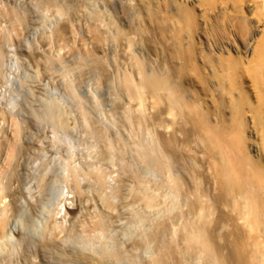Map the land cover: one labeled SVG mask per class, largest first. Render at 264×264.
<instances>
[{
	"label": "bare ground",
	"instance_id": "obj_1",
	"mask_svg": "<svg viewBox=\"0 0 264 264\" xmlns=\"http://www.w3.org/2000/svg\"><path fill=\"white\" fill-rule=\"evenodd\" d=\"M79 1L35 0L36 6H43L48 12L54 10L59 16L52 27H44L42 41L47 38L52 40V37L55 40L56 37L70 40L67 34L74 32L83 18L79 10L84 4H78ZM17 4L13 0H0V14L5 13L17 25H22L25 10ZM118 4L124 19L120 17L129 24L120 25L123 20H118L117 24L111 15L110 20L117 26L116 34L114 30L112 36L118 38L127 33L123 42L138 47L136 40L126 32V27H132L130 23L133 24L132 18L136 17L131 18V15L138 12L142 16L136 28L140 30L144 25L148 32L146 42L149 49L147 57L141 58L131 48L132 67L127 60V50L121 51V54L125 52L124 60L129 64L125 69L132 70L126 69L121 79L113 76L114 80L117 79L116 83L118 80L121 83L120 88L118 84L119 89L116 87L118 90L122 89V83L126 85L123 86L126 94L123 93L125 89L122 93L118 92L117 101L114 100L116 103L111 100L114 102L112 107L101 108L97 116V112L93 113L95 111L89 109L84 98L77 94L80 85L76 88L70 80L68 82L69 77L65 80L67 87L78 99L74 108L63 105L56 97L49 100L45 97L46 101L36 107L32 104L34 96H25L28 98L27 105L22 106L20 114L8 107L9 104L14 106V100L7 103V108L0 106V264H123L124 261L132 264H264V28L260 29L259 26L262 19L264 24V0H128ZM27 6L30 8V5ZM96 9L86 13L93 25L88 24L94 30L91 33L96 32L95 37L104 42L102 29L101 34L99 31L104 22L99 25V21H104L106 9H101L104 12ZM231 11L239 14V24L240 21L244 25L246 22L244 31L241 24L242 34L238 37L231 30L230 33H220L214 39L210 38L206 31V24L209 25L211 21L207 19L211 18L208 16L224 13H231L232 16ZM219 22L221 25V20ZM17 25L16 28L19 27ZM15 29L12 30L14 33ZM20 30L24 31L22 28ZM83 30L87 33L86 29ZM259 30L263 33L257 36ZM14 36L10 35L11 39ZM103 36L106 37V33ZM118 42L123 44L122 40ZM99 43L97 48L105 52ZM154 43L161 46L158 47L159 57L153 55L157 50ZM88 45L83 53L78 54L81 55L80 62L93 70L98 66V70L104 56L98 57L96 54L99 53L91 47L90 50ZM129 46L126 49L129 50ZM108 47L111 48L109 43ZM62 48L60 45V50L66 47ZM68 49L65 50L67 54ZM72 49L70 47V52ZM27 54L33 60L39 58L40 62L38 60L37 63H42L46 69L52 61L55 64V60L62 61L60 56L49 57L38 49H30ZM4 57L5 49L0 40V78L4 77ZM156 57H161V62ZM60 64L63 67L62 62ZM121 64L124 68V64ZM104 65L101 70H110L105 69ZM119 65L114 67L115 70L121 68H118ZM64 77L63 80L59 77L62 83L65 82ZM248 78L256 87L254 97L248 89ZM31 87L33 90L34 86ZM71 93L68 94L73 97ZM209 93L213 97L212 103L206 99ZM165 113L166 116H161ZM41 124L48 126L46 130L50 128L54 137L51 138L49 131L42 129L44 126L40 128L42 130L34 132ZM77 127L84 132L82 144L87 153L85 150L86 154L78 157L66 148L68 154L63 157L67 165L61 173L57 170L47 171L51 161L43 162L39 172L30 176L35 180L34 188L37 191L30 197L34 201L29 199L27 208H23L19 203L20 199L26 197L24 186L27 185V177L24 170L30 165V157L37 156L36 151L41 149L39 142L47 145V148L59 142L72 147V141L65 133ZM136 127L139 131L145 129L144 135H138ZM115 172L116 176L113 177ZM108 176L114 179V183L108 181ZM55 179L65 183L68 192L72 193V206L67 207L69 198L66 197L64 204H61L64 214L59 219V212L55 211L57 205H54L55 212L51 210L49 215L46 212L49 217L37 230V211L43 208L44 194ZM25 208L28 211L22 210ZM122 216L127 218L126 241L115 240L116 236L113 239L111 235L114 222ZM15 220L20 224V232L15 229L16 234L10 225ZM36 233L37 236H34Z\"/></svg>",
	"mask_w": 264,
	"mask_h": 264
},
{
	"label": "rangeland",
	"instance_id": "obj_2",
	"mask_svg": "<svg viewBox=\"0 0 264 264\" xmlns=\"http://www.w3.org/2000/svg\"><path fill=\"white\" fill-rule=\"evenodd\" d=\"M110 3L111 2V4H109L108 2ZM80 0L79 2H78V4H84V6H82V9L81 10H79L81 13H83V18H88V19H86V21H85V19H83L82 18V21H85V23L84 22H82L81 21V23H80V26H76L77 28H76V30H74V32H72L71 33V31L67 34V36H69V39L70 40H68V38L65 40L64 38H63V40L62 39H59L58 37H56V40H55V38L54 37H52V40H51V38H47L45 41L43 40L42 41V35L44 34V29L45 28H47L48 29V27H52L53 26V24L56 22V21H58V19H59V16H58V14L54 11V10H49V12L46 10V9H44V7L43 6H41V5H37L36 6V3H35V0H34V2H32L31 0H30V2H29V0H18V4H17V1L16 0H13V2H15L18 6H20V8L21 9H23V10H25V12H28V13H26V15H25V12H23V15H24V17H25V19H24V23H22V25H17V23H15L13 20H12V18L9 16V15H4L5 13H1L0 14V24H1V29H0V32H1V34H0V40L2 41V43H3V45H4V49H5V57H4V59H3V64L5 63V65L3 66V64H2V67H4V73H3V75H4V77L3 78H0V106H2V105H4L3 107H5V108H7V106H8V104L7 103H9V101L10 100H14V106H13V104L12 105H10L9 104V108H12V111H15V112H17V113H22V106H24V104H25V107H26V105H27V99L28 98H26V97H30V96H34L33 98L35 99H33V102H32V104H33V106H40L41 104H42V102L44 103L46 100H45V97H48V99L47 100H49V99H55V97H56V99L57 100H59L63 105H65V106H67L68 108H74V107H76V105H77V98H75L76 96L74 95V94H72L71 92H70V90H69V88L67 87V80H68V82H72L74 85H75V87L77 88L79 85V90L80 91H78V93H77V90L78 89H76V93L82 98H84L83 100L85 101V105L89 108V109H91L92 111H95V112H93V113H96L97 114V116H98V114L100 113L99 112V110L101 109V108H106L107 107V109L108 108H110V107H112L114 104V102L116 103V101H117V95L121 92L122 93V91H123V89H125L124 87H126V85L124 84V83H122V89H120V90H118L120 87H121V83H120V81L118 80V82L116 83L115 81L117 80V79H121L122 78V74L124 73V71L127 69V70H132L131 68H126L125 69V66L126 67H129V64L131 65V62H133V60H130L131 59V56H130V50H131V48L133 47V46H129L126 42H123L124 40L126 41V34L127 33H125V34H121V36H119L118 38L117 37H113L112 35V32H114V30H115V32H114V34H116V31H117V26L111 21L112 20V17H113V20H116L115 21V23H117V24H119V22L120 21H122L123 19H124V15L122 16V14L120 13V4H118L117 5V2L119 3L120 1L121 2H127L128 0H118V1H116V0ZM116 1V2H115ZM28 2V3H27ZM32 2V3H31ZM84 2V3H83ZM99 2L101 3V4H99ZM107 3V5H106V3ZM31 3V4H30ZM21 4V5H20ZM88 4H91V5H94L95 7L93 8V6H91V5H89L88 6ZM102 4L104 5V6H102ZM27 5H30L29 7L30 8H28V6ZM113 5H114V7H113ZM39 6L41 7L40 8V12H39ZM110 6H112V8L110 7ZM90 7V9H88V8ZM108 7V8H107ZM26 8V9H25ZM38 9V11H35V10H37ZM96 8H98L99 9V11L101 10V9H106V11H105V13H106V15H105V17H104V21H99V25H101L102 24V22H104V24H102L101 26H102V28L100 27V34H101V29H102V35H101V37H103L102 38V40H104V42L103 43H105V41H106V43H105V47L103 46L104 44L102 43V42H100V39L98 40L96 37H95V35H97L96 34V32H95V34L94 33H91V31H94V30H91V26L93 25L91 22H92V20L88 17V15L86 14V13H88V11H91L92 9H96ZM116 8H118L117 10H116ZM98 9H96V10H98ZM45 13H44V12ZM46 11H47V15H46ZM112 11H114V12H112ZM118 11V12H117ZM38 12V13H37ZM41 12L43 13V15H41ZM101 12H104L103 10H101ZM117 12V13H116ZM232 12V11H231ZM33 13H36L35 15H34V18H36L35 20H34V18H33ZM136 13V14H135ZM135 13H133V15L134 16H132L131 15V18L132 17H135V15H136V17L135 18H132V22H133V24L132 23H130L131 25H133L132 27H126V32H128V36L129 37H132L133 39H134V41L136 40V42H135V45H137L138 47H133V50L135 51V53L134 54H136L138 57H141V58H145V57H147V55H148V53H147V49H149V44L146 42L147 41V37H148V32H146L147 30H145L143 27H144V25H141V27H140V30L139 29H137L136 27H137V25H138V22H140L139 21V19L141 20V16L142 15H138L139 13L138 12H135ZM233 13V15L231 16V13H224V14H221L220 16H218V15H210V16H208V17H211V18H207L208 20H211L212 22L213 21H215L216 22V24H214V23H211V21H210V23H209V21H207V23H209V25L208 24H206V31H207V34H209V36H211L210 38H215L216 36H218V35H220V33L222 34V33H225V34H227V33H230L231 32V30H232V32H234L235 34H237L238 35V37L242 34V29L243 28H245L247 25H246V22H245V25H244V23H241V21H240V24H239V20H241V19H239V17H237L239 14L237 13V12H232ZM32 14V15H31ZM40 14V15H39ZM56 16H55V15ZM115 14V15H114ZM226 14V15H225ZM230 14V15H229ZM235 14V15H234ZM32 16V20L33 21H31V17L30 16ZM51 15V16H50ZM111 15H112V17H111ZM114 15V16H113ZM119 15V17L117 18V16ZM120 15H121V17H123V19L120 17ZM138 15V16H137ZM229 15V16H228ZM1 16H3V17H5V19L7 20V18H9L8 20H7V22H6V20H4V18L3 17H1ZM28 18H27V17ZM38 18H37V17ZM44 16V17H43ZM215 16V17H214ZM223 16V17H222ZM45 17H46V19H45ZM48 17H50L49 19H48ZM110 17H111V20H110ZM137 17H138V19H137ZM217 17V18H216ZM228 17V18H227ZM231 17H233V18H235L234 20H233V18L231 19ZM26 18L28 19V20H26ZM213 18H215V19H213ZM221 18V19H220ZM39 19V20H38ZM52 19H54V21H52ZM109 19V20H108ZM121 19V20H120ZM217 19H219V20H221V22L223 23H221V25H220V22H219V20H217ZM230 19H231V21H230ZM239 19V20H238ZM4 20V21H3ZM11 20H12V23L10 24V22H11ZM88 20V21H87ZM118 20H119V22H118ZM233 20V21H232ZM45 21V22H44ZM77 21V20H76ZM75 21V22H76ZM107 21H108V23H107ZM129 21V20H128ZM219 22V25H217V23ZM243 21V20H242ZM4 22H5V25H4ZM28 22V23H27ZM31 22V23H30ZM100 22H101V24H100ZM125 22V23H124ZM263 22V19L259 22V26H260V29L261 28H264V24L262 23ZM27 23V24H26ZM40 23H42V24H40ZM88 23H90V24H92V25H90V24H88ZM134 23H135V25H134ZM31 25V28H29V26ZM34 24V25H33ZM108 24V25H107ZM113 24V25H112ZM121 24H125V25H127V24H129V23H127L126 22V20H123L122 22H120V25ZM212 24H213V26H212ZM241 24H243L242 25V27H241ZM263 24V25H262ZM10 25V26H9ZM17 25V27L18 28H16L15 26ZM38 25H40L39 27H38ZM89 25V26H88ZM231 26V27H228V26ZM3 26H5L4 28H3ZM28 27V28H23V27ZM33 26V27H32ZM35 26V27H34ZM36 26H37V28H36ZM84 26V27H83ZM130 26V25H129ZM215 26H216V28L217 27H219L218 29H216L215 28ZM244 26V27H243ZM45 27V28H44ZM106 27V28H105ZM107 27H109V28H111L113 31H111V29L109 30V32L107 31V29H109V28H107ZM234 27V28H233ZM242 29H241V28ZM7 30H6V29ZM16 28V29H15ZM22 28V30H24V31H21L20 29ZM34 28V29H33ZM83 28L84 29H86L87 30V33H86V31H84L83 30ZM127 28H129V29H127ZM131 28V29H130ZM215 28V29H214ZM228 28V29H227ZM5 29V30H4ZM15 29V33H14V31H12V30H14ZM33 29V30H32ZM41 29V30H40ZM240 29V30H239ZM28 30V31H27ZM104 30V31H103ZM142 30V31H141ZM219 30V31H218ZM226 32H225V31ZM245 29H243V31H244ZM5 31V32H4ZM6 31H8V32H6ZM10 31H12V32H10ZM27 31V32H26ZM37 31V32H36ZM40 31V32H39ZM84 31V32H83ZM210 33H209V32ZM3 32V33H2ZM10 32V33H9ZM18 32V33H17ZM23 34H22V33ZM43 32V33H42ZM77 32V33H76ZM129 32H131V34H129ZM138 32H140L139 33V35H138ZM143 32V33H142ZM215 32V33H214ZM263 33V31H260L259 30V33H258V35L257 36H259V35H261L262 33ZM9 33V34H8ZM106 33V37L105 36H103V34H105ZM110 33H111V35H110ZM133 33H137V35H135V34H133ZM145 33V34H144ZM147 33V34H146ZM13 34H15V36L13 35ZM22 35V39H23V41L21 42V35ZM37 34H38V36L39 37H41V38H39L38 36H37ZM211 34V35H210ZM218 34V35H217ZM7 35H8V37H7ZM10 35L11 36H14V38H12L15 42H14V44H16V45H14L13 44V40L11 39V37H10ZM70 35H71V37H70ZM87 35H88V37H87ZM92 35H93V37L95 38V39H93V37H92ZM109 35V36H108ZM123 35V36H122ZM143 35V37H141ZM110 36H111V38H110ZM125 36V37H124ZM139 36V37H138ZM36 37V38H35ZM38 37V38H37ZM83 37V38H82ZM87 37V38H86ZM107 37H108V39H107ZM113 37V38H112ZM122 37V38H121ZM137 37V38H136ZM141 37V38H140ZM16 38V39H15ZM59 39V42L57 41L58 39ZM74 38H76V39H74ZM7 39H9L8 41H6ZM21 39V40H20ZM83 39V40H82ZM87 39V40H86ZM88 39H90L91 41V43L88 41ZM109 41V40H111V41H107V40ZM138 39H140V40H138ZM143 41H142V40ZM24 40H25V42H24ZM34 40V41H33ZM38 40V42H36V41ZM63 42H62V41ZM75 40V41H74ZM85 40H86V42H85ZM94 40H95V42H94ZM98 40V41H97ZM116 42H118V40L119 41H121L122 40V42L121 43H123V44H120V42H118V43H116ZM46 41H48V42H46ZM51 41V42H50ZM68 41H69V43H68ZM80 41V42H79ZM83 41V42H82ZM114 41V42H113ZM27 42V43H26ZM45 42V43H44ZM49 42H50V44H49ZM53 42L55 43L56 42V44H54L53 45ZM79 42V43H78ZM85 42V43H84ZM90 44V45H88V43ZM100 42V43H99ZM140 42V43H139ZM18 43H19V45H18ZM22 43V44H21ZM34 43V44H33ZM43 45H42V44ZM51 43H52V45H51ZM77 43V44H76ZM87 43V44H86ZM93 43H94V45H93ZM97 43H99V45H102L101 46V48L102 49H105L106 51L104 52V50H100V48H97ZM108 43H109V46H111V48H107V46H108ZM110 43H111V45H110ZM115 43V44H114ZM125 43V44H124ZM13 44V45H12ZM21 44V45H20ZM33 46V47H31V45ZM45 44H49V45H46L45 46ZM61 45V48H62V46H63V48L64 47H66L65 48V50L67 51V49H68V54H67V52L64 50H60V45ZM73 44H75V45H73ZM92 44V45H91ZM120 44V46H118ZM134 44V43H133ZM145 46H144V45ZM151 44H153V43H151ZM10 45V46H9ZM30 45V46H29ZM51 45V48L49 49L48 48V46H50ZM80 45V46H79ZM86 45H88V47L90 48H92V50H94V52H96V53H99V54H96V55H98V57H102V56H104V58L102 59L103 60V62L100 64L101 65V68L103 67V65H104V63L106 62V66L104 65V68L106 67V68H108V69H110V70H107L106 68V71L104 72L103 71V69L101 70V68L99 67V69L97 70V67H94L95 68V70H93V68H91V69H89L88 68V66H85V65H87L86 63H84V62H80L81 61V55H78L79 53L81 54V53H83L86 49H87V46ZM107 45V46H106ZM116 45V46H115ZM127 45V46H126ZM134 45V46H135ZM139 45H143L142 47L141 46H139ZM154 45L156 46L157 45V43H154ZM153 45V47L152 48H154L155 46ZM160 45V44H159ZM35 46V47H34ZM36 46L37 47H39V46H41V48H36ZM72 46H74V47H72ZM78 46V47H77ZM83 46H84V49H83ZM112 46H114L113 47V49H112ZM128 46H129V50L128 49H126V48H128ZM5 47H7V49L5 48ZM25 47V49H22V48H24ZM31 47V48H30ZM57 48V47H59L58 49H57V51H56V49L54 50V48ZM70 47H71V52H70ZM140 47H141V49H140ZM161 47V46H158L157 45V50L155 51L154 50V53H153V55L154 54H159V48ZM46 48V49H45ZM76 48V50H74ZM88 48V49H89ZM91 48H90V50H91ZM138 48V52L140 51V53L138 54V52H136V49ZM17 49V50H16ZM30 49H38V51H40V53H44L45 55H48L49 57H57V56H60L61 58H62V65H63V67H61V64L59 65V63H61V62H59V60H55V62H56V64L54 63V61H52L50 64H48V65H50V66H48L47 65V69L46 68H44L43 66V64L42 63H40V65L38 64L39 62H40V60H39V58H38V60H36V59H34L33 60V58H31V57H29L28 56V51L30 50ZM40 49V50H39ZM97 51H96V50ZM107 49L110 51H108V53H106L107 52ZM123 49H125V50H127L126 51V53L129 55H127L128 57H127V60H129L128 61V63L129 64H127L126 62L127 61H125L124 60V58L126 59V56H123L124 54H125V52L123 51V53L121 54V51L123 50ZM146 49V50H145ZM17 52H16V51ZM28 50V51H27ZM44 52H43V51ZM51 50V51H50ZM58 50H59V52H58ZM83 50V51H82ZM118 52H117V51ZM142 50V51H141ZM42 51V52H41ZM48 51H49V54H47L48 53ZM53 51V52H52ZM73 51H75V52H73ZM101 51V52H100ZM116 51V53H114ZM120 51V52H119ZM146 51V52H145ZM13 52H15V53H13ZM20 52V53H19ZM56 52H57V54H56ZM66 52V54L64 55V53ZM156 52V53H155ZM160 52H161V50H160ZM25 53V54H24ZM52 55H51V54ZM74 53V54H73ZM101 53H103V54H101ZM112 53L114 54V55H112ZM60 54V55H59ZM71 54V55H70ZM109 54V55H108ZM144 54L146 55V56H144ZM21 55V58L19 57ZM25 55V56H24ZM63 55H64V57H63ZM69 55H70V57H69ZM101 55V56H100ZM111 55V56H110ZM122 55V56H121ZM143 55V56H142ZM29 58H28V57ZM118 56H120V57H118ZM156 56V55H155ZM160 56H161V53H160ZM26 57V58H25ZM70 59H69V58ZM78 57H79V59H78ZM109 57V58H108ZM113 59H112V58ZM120 58V61H119V59L118 58ZM158 57H159V55H158ZM158 57H156L157 58V60H158V62H161V60H159L158 59ZM23 58V59H22ZM69 60H68V59ZM74 58H76V59H74ZM110 58L112 59V61L114 60V61H116L115 63H116V66H115V63H112V61L111 62H109V60H110ZM28 59H30L31 61H33V62H29V60ZM64 59V60H63ZM72 59V60H71ZM107 59H108V61H107ZM116 59V60H115ZM74 60H75V62H74ZM34 61H36L35 62V64H34ZM37 61H38V63H37ZM74 63H72V62ZM77 61H78V63H77ZM113 61V62H114ZM117 61H118V63H117ZM80 62V63H79ZM119 62H120V65H119ZM33 63V64H32ZM37 63V64H36ZM66 63H70L69 65L68 64H66ZM121 63H123L124 64V68H123V65L121 64ZM64 64H66V66L67 67H65V65ZM76 64H78V67H77V65ZM108 64V65H107ZM112 64H114V66H112ZM59 65V66H58ZM74 65V66H73ZM76 65V66H75ZM111 65V66H110ZM117 65H119L118 66V68L121 66V68L120 69H116L115 70V68L114 67H117ZM134 65V64H133ZM38 66V67H37ZM41 66V67H40ZM70 66V67H69ZM108 66V67H107ZM51 69L50 71H52V72H50L48 69L49 68ZM130 67H132V65L130 66ZM43 68V70H42V74L40 75V73H41V69ZM112 68L114 69V71L112 70ZM38 69V70H37ZM86 69V70H85ZM133 69H134V71H135V68L133 67ZM39 70H40V72H39ZM47 72H46V71ZM93 70V71H92ZM98 72H97V71ZM122 70V71H121ZM2 71H3V69H2ZM69 71V72H68ZM86 71H88V72H86ZM103 71V72H102ZM108 71V72H107ZM111 71L113 72V73H116V74H118V75H115V74H113V73H111ZM117 71V72H116ZM119 71V72H118ZM43 72H46V74L45 73H43ZM83 72V73H82ZM7 73V79L5 78V74ZM28 73L30 74V76L28 77ZM80 73H82V74H80ZM109 73V74H108ZM120 73V74H119ZM31 74H33V75H31ZM51 74V75H50ZM58 74H59V77L60 78H62V76L64 75L65 77H64V81L69 77V79H67L64 83H62L63 81V78H62V80H60V78L58 77ZM76 74V75H75ZM45 75V76H44ZM70 75H71V77H70ZM38 77V78H36V77ZM40 76V77H39ZM73 76H78V77H74L73 78ZM84 76V77H83ZM108 76H110L109 77V79H108ZM113 76L114 77H116L117 79H115L114 80V78H113ZM118 76H119V78H118ZM22 77H23V80H22ZM32 77V78H31ZM96 77H97V79H96ZM102 77V79H100L99 80V78H101ZM106 77V78H105ZM111 77L113 78L112 79V81H111ZM121 77V78H120ZM6 80H5V79ZM24 78H26V80L24 79ZM36 79V81H35V79ZM73 78V79H72ZM81 80H80V79ZM33 79V80H32ZM72 79V80H71ZM83 79V80H82ZM4 80V81H3ZM8 80V82H5V81H7ZM27 80L29 81V84L27 83ZM70 80V81H69ZM80 80V81H79ZM107 80H109V82H106ZM25 81H26V83H25ZM102 81V82H101ZM31 82V83H30ZM105 83V85H103L104 83ZM115 82V83H114ZM4 85H3V84ZM106 83H109L108 85H106ZM250 83H251V85H250ZM3 86H2V85ZM34 84H36V86L34 85ZM76 84H77V86H76ZM116 84V85H115ZM118 84H119V88H118ZM247 84H249V90H250V94H251V96H255L256 94V87L252 84V81H251V79L250 78H248L247 79ZM28 87H27V86ZM34 86V88H33V90H32V87L31 86ZM97 85H99V86H97ZM110 85V86H109ZM111 85H113V86H111ZM125 85V86H124ZM29 86H30V89H29ZM64 86V87H63ZM124 86V87H123ZM25 87H27V88H25ZM36 87V88H35ZM113 87H115V88H113ZM118 89H117V88ZM28 89H29V91H31L30 93H28L29 91H28ZM117 89V90H116ZM91 90V91H90ZM113 90H114V92H113ZM28 91V92H27ZM37 91V92H36ZM66 91H68V92H66ZM115 91H117V93H115ZM24 92V93H23ZM80 92H82V94H80ZM92 92L94 93L93 95L95 96V95H97V97H95L94 98V96H90V95H92ZM119 92V93H118ZM68 93H71L72 95H73V97L72 96H70V94H68ZM84 93V94H83ZM96 93V94H95ZM100 94V98H98L99 97V94ZM123 93L124 94H126V89H125V92L123 91ZM36 94H38V99L39 100H37L36 99ZM48 94V96H46ZM87 95V97H86V95ZM116 94V95H115ZM29 95V96H28ZM56 95V96H55ZM26 96V97H25ZM41 96H43L44 97V101H42V100H40V98H43V97H41ZM51 96H52V98H51ZM101 96H102V98H101ZM116 96V97H115ZM13 97V98H12ZM40 97V98H39ZM114 97H115V99H114ZM207 97L208 98H206L207 99V101L209 102V103H212L213 102V99H211V97H212V95L209 93V95H207ZM15 98V99H14ZM23 98H25V99H23ZM213 98V97H212ZM77 99V100H76ZM97 99V100H96ZM24 100V101H23ZM36 100H37V102H36ZM94 101V102H92V103H95V104H93L92 105V103H91V101ZM114 101V100H116V101H114V102H112V101ZM41 101V102H40ZM108 101H109V103H108ZM34 102H36L37 104L35 105V103ZM39 102V103H38ZM112 102V103H111ZM21 103H23V104H21ZM86 103H88V104H86ZM105 103V104H104ZM75 104V105H74ZM69 105V106H68ZM10 106H12V107H10ZM8 108V109H9ZM21 109V111H19ZM19 112H18V111ZM161 116H166V113L163 115H161ZM113 117V116H112ZM112 117H110V118H112ZM114 118V117H113ZM117 118V117H116ZM109 119V118H108ZM115 119V118H114ZM112 120V119H111ZM107 122V124H108V120L106 121ZM110 125H112L111 123H109ZM44 125H39L36 129H35V131L34 132H38V131H40V130H42V129H45L46 130V128L48 127V126H44V128H42ZM40 128H42V129H40ZM38 129V130H37ZM50 129V128H49ZM49 129H47L49 132H48V134L51 136V138L52 137H54V133H52V131H50ZM46 130V131H47ZM80 130L82 131V129H80V128H72L71 129V131L67 134V133H65L66 134V136L68 135V139L69 140H71L72 142V147L71 146H69L68 144H66V143H64V145H63V142H59V143H57L55 146H53V147H48L47 148V145H45V144H42V142L40 143L39 142V144H40V150L39 151H36V154H37V156H35V157H30L31 159L29 160V164L30 165H28V168L27 169H25L24 170V172H26V173H24L25 174V176L27 177L26 178V183H27V185L25 184V186H24V191H25V194H26V197H24V198H22V199H20L21 200V202L19 203V205H21V206H23V208L24 207H26L27 208V204H28V200L30 199V197H31V194L32 193H35V192H37L36 191V189L34 188L35 186V180L33 179V177H30L31 176V174L32 175H34V174H37L38 172H39V167H42L41 165L43 164V162H45V161H48V160H50L51 161V166H50V168L47 170V171H49V172H52V171H60V173L61 172H64L65 171V166L67 165V161L65 162V157H66V155L68 154V152H67V154H66V148L67 149H69L72 153H74V155H77L78 157L80 156V157H82L83 155H85L86 153H87V149H86V147L82 144V142L84 141H82V139H85V135H84V137H83V133L82 132H80ZM79 131V132H78ZM136 132L138 133V135H144V132H145V129L144 130H140L139 131V129H138V127H136ZM64 135V134H63ZM66 144V145H65ZM82 145L85 147V148H83L82 147ZM72 148V150L69 148ZM52 148H53V150H52ZM58 148V149H57ZM51 151H50V150ZM57 150V151H56ZM85 150H86V153L84 154V152H85ZM61 151V152H60ZM59 152V153H58ZM63 154V155H62ZM79 154V155H78ZM63 156H65V157H63ZM49 158V159H48ZM79 161V160H78ZM66 164V165H65ZM53 165V166H52ZM29 166H30V168H29ZM55 167H56V169H55ZM59 169V170H58ZM115 169H116V167H115ZM62 170V171H61ZM31 171V172H30ZM27 175H29V176H27ZM116 176V172L113 174V177H115ZM32 179V180H31ZM108 181L110 182V183H114V179L112 180V178L111 177H109L108 176ZM28 180V181H27ZM32 181V182H31ZM34 182V183H33ZM57 182V183H56ZM52 184L50 185V186H48V190H50V191H48L47 189V191L45 192V194H44V196L45 197H43L44 199H43V202L44 203H42V205H44L45 206V209H44V206H42L41 205V208L42 209H39L38 211H37V214H36V219H35V224H37V230L38 229H41V227L43 226L42 224L47 220V217H49L48 215L49 214H51L50 213V211L52 210V211H54L53 209L55 208V206H56V209H55V211L58 213L57 214V217L59 218H61V216L60 215H63L64 214V212H63V210L61 209V204H64V200L66 199V197H68L69 199H67V202H66V204H67V207H69L70 205L72 206V203H71V200H70V197L72 196V193H69L68 192V189H67V187H66V185H65V183H62L60 180H52V182H51ZM60 183V184H59ZM63 184V185H62ZM68 193H67V192ZM48 193V194H47ZM34 201V199L33 198H31L29 201ZM70 202H69V201ZM46 201V202H45ZM58 202V203H57ZM60 202V203H59ZM48 204V206H47V204ZM46 204V205H45ZM55 205V206H54ZM20 206V207H21ZM70 206V207H71ZM47 207H48V209H47ZM58 207V208H57ZM22 208V207H21ZM22 209V210H27L28 211V209ZM61 210H60V209ZM44 209V210H43ZM57 209H59V210H57ZM49 210V211H48ZM51 211V212H52ZM54 211V212H55ZM43 212V213H42ZM46 212H47V214H46ZM62 212V214H60ZM46 214V215H45ZM59 218V219H60ZM120 217H118L117 219H116V221L114 222V225H113V227H114V229H112L111 230V232H113V233H111V235H112V237H113V239H114V237H115V240L116 239H119V240H121V241H126L127 240V235H126V233L127 232H125V230L127 229V218H126V216H122L120 219H119ZM46 219V220H45ZM18 220V219H17ZM17 220H15L14 221V223L12 222L10 225H11V228H12V230L13 231H15V229L16 230H18V228L20 227L19 225L20 224H18L17 222ZM123 220V221H122ZM20 221V220H19ZM38 221H40V222H38ZM120 221V222H119ZM124 222V223H123ZM18 224V226H16V224ZM39 225H41V226H39ZM39 226V227H38ZM122 226V227H121ZM15 227V228H14ZM116 227V228H115ZM114 230V231H113ZM119 230V231H118ZM123 230V231H122ZM117 231H118V234H117ZM17 232H20V230H18ZM36 232H38V231H36ZM117 235H116V234ZM122 233V234H121ZM15 234H16V231H15ZM18 235H21L20 233H18ZM115 235V236H114ZM34 236H37V233L34 235ZM117 237H119V238H117ZM14 241V240H13ZM125 263H123V264H132V263H129L130 261H124ZM180 264H186V263H180Z\"/></svg>",
	"mask_w": 264,
	"mask_h": 264
}]
</instances>
